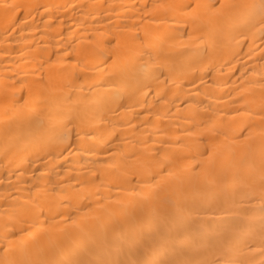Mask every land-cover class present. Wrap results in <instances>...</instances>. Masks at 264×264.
I'll list each match as a JSON object with an SVG mask.
<instances>
[{
    "label": "bare ground",
    "instance_id": "6f19581e",
    "mask_svg": "<svg viewBox=\"0 0 264 264\" xmlns=\"http://www.w3.org/2000/svg\"><path fill=\"white\" fill-rule=\"evenodd\" d=\"M0 264H264V0H0Z\"/></svg>",
    "mask_w": 264,
    "mask_h": 264
}]
</instances>
